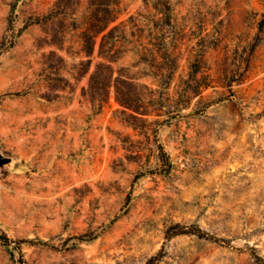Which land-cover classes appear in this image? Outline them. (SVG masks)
<instances>
[{
    "label": "rangeland",
    "instance_id": "1",
    "mask_svg": "<svg viewBox=\"0 0 264 264\" xmlns=\"http://www.w3.org/2000/svg\"><path fill=\"white\" fill-rule=\"evenodd\" d=\"M263 21L264 0H0V264H264ZM100 63L161 115L91 90Z\"/></svg>",
    "mask_w": 264,
    "mask_h": 264
},
{
    "label": "trees",
    "instance_id": "2",
    "mask_svg": "<svg viewBox=\"0 0 264 264\" xmlns=\"http://www.w3.org/2000/svg\"><path fill=\"white\" fill-rule=\"evenodd\" d=\"M105 16L103 18V26H101L100 29L97 30V32H102L103 30H105L109 24L115 20V16L114 13H112L110 5L109 4H105ZM264 29V21L263 24L261 25V30ZM109 36L107 34L104 35L103 37V41L105 39H107ZM100 53L104 54L106 56H108V58L110 59V61H113L112 59H114L116 57V54L118 53L116 50H111L105 49V42H102L101 47H100ZM99 79H103L105 82H103V87H105V89H109L111 85L115 86L116 89V94H117V98L118 100L125 105L127 108L131 109L132 112L130 113V115L133 118H143L144 116H150V115H161L158 110H156V108L154 107V109H147L144 108L143 110H141L142 105L139 104L140 101L142 100L140 97H138V95H136V92H134L132 90L133 86L136 85L134 83V81H132L131 79H125L122 78V76H115L114 77V68L113 66L109 63V64H105V63H100L96 69V71L94 72V74L92 75V83L90 85L91 90H93V88L95 87V84L99 81ZM207 85V84H205ZM204 85V87H205ZM199 87H203V85H199ZM197 89V91H192L191 93H195L196 95L201 94V90ZM108 95V92L104 93V96L106 97ZM189 100H187V105L189 104L190 101V95H189ZM106 99V98H105ZM182 107V106H181ZM158 124H160V121H157ZM159 149L161 151V156L162 158L165 159V162L169 163V158L167 153L164 150L163 146H159ZM186 233H193V234H197L199 237L202 238H209V239H213L216 241H219L220 239L217 238L216 236H213L211 234H209L208 232L202 230L200 227H190V228H180L179 230H176L175 232H173V234L178 235V234H186ZM0 242H2V244L4 245H10L12 244L14 241L0 228ZM258 260H261L260 256H257Z\"/></svg>",
    "mask_w": 264,
    "mask_h": 264
},
{
    "label": "water",
    "instance_id": "3",
    "mask_svg": "<svg viewBox=\"0 0 264 264\" xmlns=\"http://www.w3.org/2000/svg\"><path fill=\"white\" fill-rule=\"evenodd\" d=\"M12 161L10 157H6L3 154L0 153V166L8 164Z\"/></svg>",
    "mask_w": 264,
    "mask_h": 264
}]
</instances>
